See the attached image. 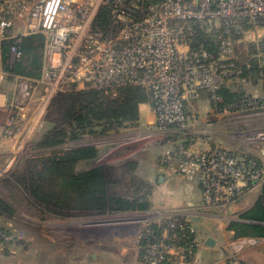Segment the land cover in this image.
Returning <instances> with one entry per match:
<instances>
[{
	"label": "built area",
	"instance_id": "built-area-1",
	"mask_svg": "<svg viewBox=\"0 0 264 264\" xmlns=\"http://www.w3.org/2000/svg\"><path fill=\"white\" fill-rule=\"evenodd\" d=\"M103 6L110 9V22L97 30L94 20ZM259 21H264V0H0V83L8 79L13 84L5 104L9 115L3 136L14 139L24 133L31 102L46 107L61 92L114 93L119 87L135 86L148 95L153 128L110 132L98 136L111 137L98 144L107 141V154L133 155L167 141L168 131L180 133L195 126L188 99L215 91L226 77L242 74L233 55L235 32ZM36 34L43 37L40 77L8 71L6 66L22 58L21 38ZM255 51L264 64V46L257 45ZM244 102L229 110L264 112V93ZM246 137L264 143V126L248 131ZM203 140L207 147L200 151L172 141L160 163H174L178 175L197 180L204 207L225 210L264 183L262 160L236 155L214 143L209 132ZM83 146L97 144H78ZM146 215H114L128 223L141 263L193 264L197 241L191 220L177 210ZM3 227L0 224V240L5 246L22 238L18 231L13 233L14 227H9L13 232ZM228 252L226 264H245L237 250Z\"/></svg>",
	"mask_w": 264,
	"mask_h": 264
},
{
	"label": "trees",
	"instance_id": "trees-1",
	"mask_svg": "<svg viewBox=\"0 0 264 264\" xmlns=\"http://www.w3.org/2000/svg\"><path fill=\"white\" fill-rule=\"evenodd\" d=\"M109 22L110 9L103 6L94 20V28L104 29ZM20 47L23 54L21 60L6 69L29 78H39L42 35L23 36ZM4 49H7L6 46ZM249 55L247 53L242 63L236 59L243 70L242 74L229 78L252 79L261 84L264 93V64L256 58L251 59ZM203 92L215 111L219 112L244 101L246 105L252 98L241 84L227 85L225 80L215 91ZM147 102V93L135 86L119 87L114 93L98 89L57 93L49 102L48 115V118H57L53 119V127L40 138L37 146L52 149L65 138L77 139L87 133L98 135L136 128L140 119L139 105ZM98 150L95 146H83L26 159L20 169L15 167L0 178V186L21 191L33 206L41 209L46 218L149 211L150 189L144 185L145 180L136 176L137 162L134 159L119 166L132 176L133 191L117 190L116 169L110 166L77 169L79 162L96 160ZM13 211L0 193V216L11 217ZM3 225V228L9 229V226ZM227 229L233 232L234 239H264V183L253 205L229 219Z\"/></svg>",
	"mask_w": 264,
	"mask_h": 264
},
{
	"label": "crops",
	"instance_id": "crops-1",
	"mask_svg": "<svg viewBox=\"0 0 264 264\" xmlns=\"http://www.w3.org/2000/svg\"><path fill=\"white\" fill-rule=\"evenodd\" d=\"M3 50V55L6 57L7 49L3 48ZM8 89H0V175L2 177L9 172L12 164L8 161L10 159L8 155L17 153L14 142L19 147V144L24 141V134L18 136L17 139H7L3 136V128L9 115V111L5 106L9 98L10 90ZM262 94H254L253 96H261ZM142 105H139L140 118ZM144 118L146 124L153 127L154 117L152 112L149 111ZM248 120V123H253L255 126L263 122L261 116L251 117ZM190 128H192L191 134L201 133L193 125ZM168 133L175 132L171 130ZM166 137V143L175 140V138ZM196 140V138L187 139L185 142L194 151H200L207 147L203 140L201 143L196 142ZM244 140L243 145L240 147L231 142V147H236L235 149L232 148V151L234 150L233 152L238 156L247 155L264 162V143L251 140L248 137H244ZM149 149L146 148L145 152L143 151V157L134 160L137 162L136 175L148 181L151 185L148 197L151 202L152 215L170 210L182 211L191 220L195 228L197 248L193 264H226L225 256L229 251V241L227 240V243L219 246L217 244L219 239L217 229L226 230V233H230L233 237V232L227 229L228 220L235 218L237 214L253 205L260 193L261 186L249 191L239 201L225 210L204 207L201 204V189L198 181L178 175L175 172L174 163L171 165L160 163L161 155L157 156L156 152L149 154ZM140 153H134L133 157ZM2 159L3 161H1ZM8 163L9 166H7ZM24 217L30 220L21 223L19 228L17 226L18 233L22 235V238L8 246H5L0 240V264H142L138 252L133 246L134 243L132 245L124 241L130 240L125 239V233H122L123 235L119 233L112 234L115 247L107 248L105 244L99 242L95 244L94 241L96 240H92L93 244H88V238L78 241L75 238L76 232L73 228H53V226L60 224L53 222L51 217L47 218L48 220L39 217ZM4 224L9 227H16L12 221H5ZM84 232L87 234L89 230L86 229ZM94 232L99 235V233L104 234L105 230L100 228L91 231V233ZM128 235H131L130 232ZM82 237H86V235ZM208 237L214 239L213 245L206 244ZM91 245L96 246L97 250Z\"/></svg>",
	"mask_w": 264,
	"mask_h": 264
},
{
	"label": "rangeland",
	"instance_id": "rangeland-1",
	"mask_svg": "<svg viewBox=\"0 0 264 264\" xmlns=\"http://www.w3.org/2000/svg\"><path fill=\"white\" fill-rule=\"evenodd\" d=\"M235 34L237 38L233 42V55L236 56L238 61L240 63L245 61L244 59L246 58L245 56L247 55V53L252 55L251 59L256 58L259 61V58L254 56V53H256L255 47H257V45L264 46V21L254 22V24L251 25L247 24V26L243 27L241 31L235 32ZM225 81L227 85H235L236 83L241 84L246 93H250L252 96L254 94L260 95L261 93H263L261 84L254 82L252 79L244 80L226 77ZM12 86L13 84L8 79H5L0 83V89L3 90H7L8 88H10L8 90H11ZM78 90L83 89H77L75 91ZM206 95L207 94L205 92H200L196 97L187 100V110H189L191 114L196 115V119L194 122L196 126L194 127L201 131V133L191 134L192 128L188 127L186 130L180 131V133L178 134H176L177 130H175V133L172 134L167 132V136L175 138L174 141L178 143L186 144L185 140L187 141V139L190 140L194 138L197 139L196 142L201 143L204 138V132H209V134H212V141L214 143L225 146L232 150V148H236L235 146L240 147L243 145L244 137L246 138L248 131H252L253 128L256 129L258 127L264 126V112L259 113L256 111H250L249 114H246V112H234L229 109L220 112L215 111L214 107L210 104V101L208 100ZM44 107V105L40 106L39 103L36 101L31 102V104L27 107L28 111L26 115L28 116V119L26 122L25 132L23 133L24 141L19 144V147H17V143L14 142V147L17 149V153H15V155H8L10 158L8 161L12 163L9 171L14 169L15 167L20 169L26 159L41 157L44 155H49L53 152L57 153L63 150H68L70 149V147L75 146V144V147H78L79 143L90 144L95 142L97 144L96 147L99 149V156L96 160L92 162H79L77 164V169L82 170L99 165L110 166L116 169L115 173L118 179L117 190H119L120 192L128 191V189L130 191L134 190L132 176H130V174L127 173L126 170L119 169V166L124 162L143 157L144 155H142V153L143 151L145 152V150L140 151L141 153L136 157L134 156L135 158L132 154L129 155L127 153H124V151L107 154V141L101 142L99 144L98 141H103L106 139H108L109 141L111 137L100 139V137L98 136L102 137V135L104 134L92 135L89 133H87L89 135V138H85L80 141L78 140V138H65V140L59 146L54 147L52 149L39 148L37 146V143L39 142L40 138L53 127V124L51 123L53 122V119L57 118L56 116L48 118V115L50 113L49 103L46 105L45 108ZM149 111L150 104L148 102L141 106V118L138 124L139 128H153L152 125H147L144 120V116L149 113ZM242 113H244V115H241ZM258 116L262 117V123L257 124V126H255L253 123H248V119H250L251 117ZM246 118L248 119L245 120ZM15 139H17V137ZM68 140H70V142ZM231 142L235 143L234 147H231ZM169 145L170 143H166L165 141L154 142L147 149L150 148L149 154L156 152L157 156H160L162 155L164 149ZM1 161H3V159ZM1 177L2 176L0 175V178ZM144 182V185L151 189L150 183L148 181ZM0 193L8 201V203L14 210L11 217L0 216L1 225H3L5 221H12L13 223H15V232L12 231V228H9L11 232L16 233L19 230L18 228L21 223L30 220L29 218H25L24 216L36 218H41L42 216L44 219H47L46 217H44V214L41 213V209H38L37 207L33 206L21 191H17L15 188L12 190L9 187L7 188L0 186ZM115 214L117 213H110L109 217L102 218H93L98 215H75L71 218L65 219L52 218L53 222L60 224L53 226V228H73L76 232L75 238L78 241L88 238V244H93L92 240H96L94 241L95 244L99 242L101 244H105L107 248L115 247V244L113 245L112 234L125 233V239L130 240L124 241L133 245V236L128 235L131 231V229H129L128 223L123 222L120 217L114 216ZM147 214L148 215L146 216L150 218L153 214L151 209L147 211ZM72 225L73 227H71ZM100 228H103L105 230L104 234L99 233V235H97L98 233L96 232L91 233V231H95ZM86 229L89 230L87 234L84 232ZM217 231L219 232V239L217 240V244L219 246H223V243H227L229 241V249L237 250L238 255L242 258V260L245 261V264H264V239H244L240 242H235L234 238L230 235V233H226V230L221 231L220 229H217ZM84 235H86V237H82ZM12 244H14V242ZM93 248L97 250L96 246H94ZM228 254L229 252L227 253V255Z\"/></svg>",
	"mask_w": 264,
	"mask_h": 264
},
{
	"label": "water",
	"instance_id": "water-1",
	"mask_svg": "<svg viewBox=\"0 0 264 264\" xmlns=\"http://www.w3.org/2000/svg\"><path fill=\"white\" fill-rule=\"evenodd\" d=\"M214 240L211 237H208L206 240L207 245H213Z\"/></svg>",
	"mask_w": 264,
	"mask_h": 264
}]
</instances>
